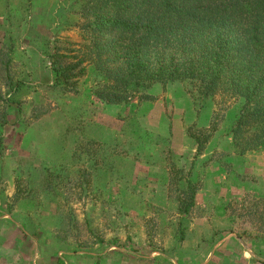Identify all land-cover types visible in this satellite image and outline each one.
<instances>
[{
    "label": "rangeland",
    "instance_id": "1",
    "mask_svg": "<svg viewBox=\"0 0 264 264\" xmlns=\"http://www.w3.org/2000/svg\"><path fill=\"white\" fill-rule=\"evenodd\" d=\"M75 1L0 0V96L7 82L29 86L0 127V215L26 243L0 244V264H264V148L234 152L236 103L173 82L106 104L90 66L76 91L53 86V39L66 55L81 42ZM213 110L222 116L194 157L188 132ZM185 175L197 189L179 214Z\"/></svg>",
    "mask_w": 264,
    "mask_h": 264
},
{
    "label": "trees",
    "instance_id": "2",
    "mask_svg": "<svg viewBox=\"0 0 264 264\" xmlns=\"http://www.w3.org/2000/svg\"><path fill=\"white\" fill-rule=\"evenodd\" d=\"M75 2L84 16L81 42H65L71 53L66 55L58 52L56 42L60 40L53 39V49L47 54L53 86L76 91V81L86 66L95 79L91 94L106 104L149 100L153 96L148 89L153 85L186 84V92L197 100L217 95L236 103L229 124L235 153L264 148V0ZM9 62L6 58L5 66ZM6 87L8 95L0 96V127L12 107L18 114L15 94L29 86L16 80ZM221 116L213 110L208 127L197 129V134L188 132L194 157L203 150ZM183 179L176 208L179 214L192 207L197 189L188 176ZM5 232L10 238L16 229ZM24 243L26 239L20 244Z\"/></svg>",
    "mask_w": 264,
    "mask_h": 264
},
{
    "label": "crops",
    "instance_id": "3",
    "mask_svg": "<svg viewBox=\"0 0 264 264\" xmlns=\"http://www.w3.org/2000/svg\"><path fill=\"white\" fill-rule=\"evenodd\" d=\"M4 219H5V216L4 215H0V241H2V242H0V244H2L3 242L13 241V239L15 237H18V235H19V239H20L21 238L20 235L22 236V233L19 232V231H17V228L18 229L19 228L22 229V228L20 226L18 227L14 223H5L4 222ZM14 227L16 229V234H14V236L13 237H10V238H8L7 236H5L6 235V232H5L6 229H12V230H14ZM24 241L25 240L23 238H21V240H19V241H16V239H15L14 242H13V244H15V249L18 247V244H20L21 242H24ZM14 256H15V254H14ZM14 258H16V256ZM258 258H259L260 261L264 260V258H260V257H258ZM26 259H27V257H26Z\"/></svg>",
    "mask_w": 264,
    "mask_h": 264
}]
</instances>
